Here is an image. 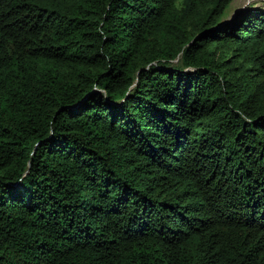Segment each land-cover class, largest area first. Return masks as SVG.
<instances>
[{
    "label": "trees",
    "instance_id": "16d2710c",
    "mask_svg": "<svg viewBox=\"0 0 264 264\" xmlns=\"http://www.w3.org/2000/svg\"><path fill=\"white\" fill-rule=\"evenodd\" d=\"M232 1L0 0V264H264V7Z\"/></svg>",
    "mask_w": 264,
    "mask_h": 264
},
{
    "label": "rangeland",
    "instance_id": "374dc122",
    "mask_svg": "<svg viewBox=\"0 0 264 264\" xmlns=\"http://www.w3.org/2000/svg\"><path fill=\"white\" fill-rule=\"evenodd\" d=\"M264 7V0H233L224 14L219 18V21L221 20H227L230 18L236 10L242 9L244 7ZM220 23V22H219Z\"/></svg>",
    "mask_w": 264,
    "mask_h": 264
}]
</instances>
